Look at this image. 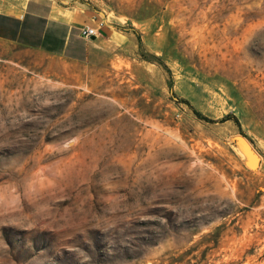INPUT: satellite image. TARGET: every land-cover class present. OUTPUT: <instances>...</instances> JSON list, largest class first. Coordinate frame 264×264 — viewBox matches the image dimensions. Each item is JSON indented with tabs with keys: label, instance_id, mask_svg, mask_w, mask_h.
Returning <instances> with one entry per match:
<instances>
[{
	"label": "rangeland",
	"instance_id": "374dc122",
	"mask_svg": "<svg viewBox=\"0 0 264 264\" xmlns=\"http://www.w3.org/2000/svg\"><path fill=\"white\" fill-rule=\"evenodd\" d=\"M42 1L121 42L0 0V264H264V0Z\"/></svg>",
	"mask_w": 264,
	"mask_h": 264
},
{
	"label": "crops",
	"instance_id": "0c3cea01",
	"mask_svg": "<svg viewBox=\"0 0 264 264\" xmlns=\"http://www.w3.org/2000/svg\"><path fill=\"white\" fill-rule=\"evenodd\" d=\"M38 3L43 4V9L38 12L34 9L37 5L30 2L25 18L27 19L31 15L42 18L44 30L51 27L59 28L63 33L61 42L65 43L66 47L71 38L70 34L79 33L80 39L87 47L86 58L90 60L93 59V56L94 58L97 56L101 61L109 56V53L121 42V32L107 24L104 18L88 7L59 5L42 0H39ZM20 17V14L16 15V18ZM87 27L93 28L95 34L89 37L83 36L81 30Z\"/></svg>",
	"mask_w": 264,
	"mask_h": 264
},
{
	"label": "water",
	"instance_id": "95a60500",
	"mask_svg": "<svg viewBox=\"0 0 264 264\" xmlns=\"http://www.w3.org/2000/svg\"><path fill=\"white\" fill-rule=\"evenodd\" d=\"M247 148V151L249 152H253L248 146H246ZM253 155H254V160L253 161H251V164H250V159H249V162H248V164H249V166L251 167V168H256L258 165H259V163H260V159H259V157H258V155L255 153V152H253L252 153Z\"/></svg>",
	"mask_w": 264,
	"mask_h": 264
},
{
	"label": "built area",
	"instance_id": "2783aa9c",
	"mask_svg": "<svg viewBox=\"0 0 264 264\" xmlns=\"http://www.w3.org/2000/svg\"><path fill=\"white\" fill-rule=\"evenodd\" d=\"M81 34L85 37H89L91 35H94L95 31L93 28L87 27L81 30Z\"/></svg>",
	"mask_w": 264,
	"mask_h": 264
},
{
	"label": "trees",
	"instance_id": "16d2710c",
	"mask_svg": "<svg viewBox=\"0 0 264 264\" xmlns=\"http://www.w3.org/2000/svg\"><path fill=\"white\" fill-rule=\"evenodd\" d=\"M185 102H187V101H185ZM193 111H194V113L197 115V116H199V117H201V118H206V117H204L198 110H196V109H193Z\"/></svg>",
	"mask_w": 264,
	"mask_h": 264
}]
</instances>
